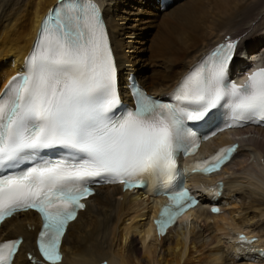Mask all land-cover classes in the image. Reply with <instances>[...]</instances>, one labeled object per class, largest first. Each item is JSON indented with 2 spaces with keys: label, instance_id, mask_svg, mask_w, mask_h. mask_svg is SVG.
Here are the masks:
<instances>
[{
  "label": "snow or ice",
  "instance_id": "1",
  "mask_svg": "<svg viewBox=\"0 0 264 264\" xmlns=\"http://www.w3.org/2000/svg\"><path fill=\"white\" fill-rule=\"evenodd\" d=\"M236 46H219L186 76L172 94L175 103L133 84L131 108L122 105L99 6L63 0L44 21L25 71L0 95V223L29 209L41 213L39 251L49 264H60L68 223L85 208L82 198L94 195L93 184L143 187L147 176L163 178L171 189L179 154L199 146L187 122L203 121L219 106L230 110L226 127L264 124V69L243 85L225 84ZM237 148L221 149L211 157L215 163L193 170L216 171ZM169 195L172 204L158 221L161 233L197 203L183 185ZM21 243L0 244V264H12Z\"/></svg>",
  "mask_w": 264,
  "mask_h": 264
},
{
  "label": "bare ground",
  "instance_id": "2",
  "mask_svg": "<svg viewBox=\"0 0 264 264\" xmlns=\"http://www.w3.org/2000/svg\"><path fill=\"white\" fill-rule=\"evenodd\" d=\"M55 1L0 0V85L21 65L41 16ZM98 2L103 6L120 87L126 72L132 71L149 92L166 90L222 40L236 42L234 64L251 58L264 61V0H171L164 8L158 0ZM142 4L161 15L148 46V57L158 60L149 75L141 60L129 55L131 45L125 39L129 33L120 15L131 13L130 21L135 20ZM231 140L239 143L232 160L218 171L189 178V186L199 189L200 201L164 234L156 232L152 220L164 199L119 184L96 186L94 195L83 200L85 208L68 223L60 264H264V127L221 133L203 142L197 157ZM210 198L219 204L218 212H210L204 203ZM40 222L36 212L27 210L1 223L0 239L17 234L23 238L12 264L29 262L26 251L39 255L35 237ZM240 231L253 243L242 242ZM252 235L256 237L250 239Z\"/></svg>",
  "mask_w": 264,
  "mask_h": 264
},
{
  "label": "rangeland",
  "instance_id": "3",
  "mask_svg": "<svg viewBox=\"0 0 264 264\" xmlns=\"http://www.w3.org/2000/svg\"><path fill=\"white\" fill-rule=\"evenodd\" d=\"M144 6H145V4L144 5L142 4V6L139 5L137 7V8H139V10L141 12L139 11V15H137V18H135V20H131V21H130V18H134V14L130 13V15H126L125 13H120V9L118 11L121 15V18L123 17L121 20L124 21V26L126 27L125 31L129 33L128 35L125 36L126 37L125 39L129 40L130 45H131L130 46L131 48H129V52L131 54L129 53V55H130V57L133 55L132 57L134 59L139 58L141 60V63H143L142 66L144 67L145 73L147 75H149V73L153 69V67L157 66L155 64L158 62V60H156V61L151 60L148 57L149 54H151V51L148 50V48H149L148 46H150L153 37L157 33V28L154 25L160 21L161 15H159V12L156 11L155 9H150L148 7L149 5L147 7H144ZM119 8H121V6H119ZM155 13H156V15H155ZM151 20L153 22H151ZM238 52H240V51L238 50ZM142 75L140 77L141 79H142ZM123 76H124V74H123ZM237 198H241V197H237ZM238 200L239 199H237V203L242 202V198L239 201ZM248 212L250 213L251 210H249ZM210 223L213 224L212 221H210ZM212 226H214V225H212ZM206 231L209 232L210 230L208 229ZM224 247L225 246H223V248ZM205 251H206V249H205ZM199 253H200V251L199 252L197 251V254H199ZM228 261H230V260H228ZM228 263L230 264V262H228Z\"/></svg>",
  "mask_w": 264,
  "mask_h": 264
}]
</instances>
